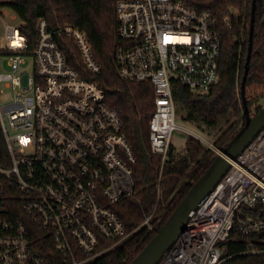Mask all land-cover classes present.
I'll return each instance as SVG.
<instances>
[{"label":"built area","instance_id":"obj_1","mask_svg":"<svg viewBox=\"0 0 264 264\" xmlns=\"http://www.w3.org/2000/svg\"><path fill=\"white\" fill-rule=\"evenodd\" d=\"M115 18L119 76L153 90L147 151L161 157V173L181 129L175 89L203 95L220 80L216 21L187 0H115ZM22 25L8 24L0 10V94H11L0 102L10 160L0 167V264H87L103 253L101 239L128 236L114 208L136 194L135 158L118 111L94 81L100 67L85 34L39 19L29 44ZM66 50L79 58L75 67ZM229 165L157 264H221L235 225L245 235L264 231V217L250 215L264 207V130ZM244 254L264 250L247 240Z\"/></svg>","mask_w":264,"mask_h":264},{"label":"trees","instance_id":"obj_2","mask_svg":"<svg viewBox=\"0 0 264 264\" xmlns=\"http://www.w3.org/2000/svg\"><path fill=\"white\" fill-rule=\"evenodd\" d=\"M253 0H187L193 7L208 11L216 21L220 38L219 82L206 94L193 95L177 87L174 101L186 111L184 121L205 128L219 129L213 148L188 138L181 153L169 146L161 168V157L148 153V122L154 111L153 90L149 84L121 78L114 62L115 48L121 44L115 18V0H2L0 10L8 9L23 24L20 32L29 44L36 39V23L43 19L49 29L70 25L81 30L100 67L94 77L104 90L107 105L118 111L123 133L135 158L132 175L136 194L116 204L114 210L125 226L127 238L121 242L100 240L103 253L87 264H129L156 235L191 186L204 174L245 121L240 85L249 56L245 91L264 86V0H254L253 31L249 45V25ZM226 20V22H225ZM71 43L69 42V45ZM72 67L79 58L66 50ZM250 107L251 104H248ZM254 108V113L261 110ZM10 166L0 129V167ZM152 214L149 226L142 225ZM264 217V207L250 213ZM247 240L264 250V231L243 234L237 225L224 244L221 264H264V254L248 255Z\"/></svg>","mask_w":264,"mask_h":264},{"label":"water","instance_id":"obj_3","mask_svg":"<svg viewBox=\"0 0 264 264\" xmlns=\"http://www.w3.org/2000/svg\"><path fill=\"white\" fill-rule=\"evenodd\" d=\"M254 0L252 2L249 25V45L253 31ZM249 56H247L244 74L240 85V98L245 121L228 144L217 150L216 157L204 174L191 186L184 198L178 203L171 215L156 235L129 264H157L162 255L174 244L177 237L186 229L187 222L201 203L207 198L220 179L226 174L229 161L235 160L251 141L264 130V107L251 116L245 97V82L248 72Z\"/></svg>","mask_w":264,"mask_h":264},{"label":"rangeland","instance_id":"obj_4","mask_svg":"<svg viewBox=\"0 0 264 264\" xmlns=\"http://www.w3.org/2000/svg\"><path fill=\"white\" fill-rule=\"evenodd\" d=\"M3 12L5 13V19L8 24H12L14 26L19 24V21L16 19H13V13L8 9H3ZM28 71L30 68L27 69ZM263 87H260L258 89H248L245 91V97L248 102V104H251L250 107H248L249 114L253 116L254 108L261 104L260 98L262 96ZM11 94L8 91H4L0 94V102L5 103L9 101ZM186 115V111L182 108H178L175 104V121L176 124L181 128L172 133L171 136V145L174 147L176 152L181 153L184 144L187 141L188 138H194L197 141H199L203 146L208 148H213L212 142L216 135H218L219 129H211V128H205L204 131H200L196 124H193L188 121H184L183 117ZM217 152V150H215Z\"/></svg>","mask_w":264,"mask_h":264},{"label":"crops","instance_id":"obj_5","mask_svg":"<svg viewBox=\"0 0 264 264\" xmlns=\"http://www.w3.org/2000/svg\"><path fill=\"white\" fill-rule=\"evenodd\" d=\"M2 12H3V9H2ZM4 13V12H3Z\"/></svg>","mask_w":264,"mask_h":264}]
</instances>
